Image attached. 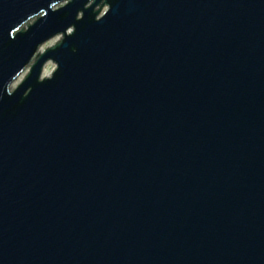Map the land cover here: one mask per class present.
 I'll return each mask as SVG.
<instances>
[{
  "label": "water",
  "instance_id": "obj_1",
  "mask_svg": "<svg viewBox=\"0 0 264 264\" xmlns=\"http://www.w3.org/2000/svg\"><path fill=\"white\" fill-rule=\"evenodd\" d=\"M0 264H264V0H0Z\"/></svg>",
  "mask_w": 264,
  "mask_h": 264
},
{
  "label": "rangeland",
  "instance_id": "obj_2",
  "mask_svg": "<svg viewBox=\"0 0 264 264\" xmlns=\"http://www.w3.org/2000/svg\"><path fill=\"white\" fill-rule=\"evenodd\" d=\"M62 4V3H61ZM60 6V4L58 5ZM56 6V7H58ZM100 7V6H99ZM98 7V8H99ZM106 6H101L100 8V14H102L105 10H106ZM33 20L29 21L28 23H32ZM25 27V26H24ZM61 39V35H57L55 37H53L52 39L48 40L47 42H45L44 44H42L40 46V51L38 52H43L47 47L53 46L55 45L57 40ZM55 69V65L54 63H52L51 61L47 62L43 69H42V74L41 77H44V75L50 76L51 72ZM28 72V69H25L18 77L17 79L10 85L11 89H14L16 87V85L23 79V77L25 76V74Z\"/></svg>",
  "mask_w": 264,
  "mask_h": 264
},
{
  "label": "bare ground",
  "instance_id": "obj_3",
  "mask_svg": "<svg viewBox=\"0 0 264 264\" xmlns=\"http://www.w3.org/2000/svg\"><path fill=\"white\" fill-rule=\"evenodd\" d=\"M39 51H40V49H39ZM44 76H47V75H44Z\"/></svg>",
  "mask_w": 264,
  "mask_h": 264
}]
</instances>
